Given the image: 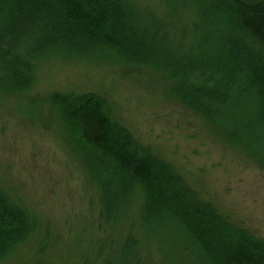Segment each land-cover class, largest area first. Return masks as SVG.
Instances as JSON below:
<instances>
[{"label":"trees","instance_id":"16d2710c","mask_svg":"<svg viewBox=\"0 0 264 264\" xmlns=\"http://www.w3.org/2000/svg\"><path fill=\"white\" fill-rule=\"evenodd\" d=\"M194 13L188 40L192 55L172 64L163 55L164 65H159L156 37L151 42L138 23L153 17L136 0H0V82L10 92L24 93L35 80L37 64L46 59L41 55L102 51L126 65L165 74L177 83L174 96L179 103L222 122L224 131L264 166V0H196ZM185 33L183 28L181 38ZM23 42L29 64L9 57ZM50 101L73 132L100 191L99 228L90 252L81 255L82 264H92V259L98 264H142L140 240L123 228L122 217L136 189L142 197L138 220L156 242L162 264H264V239L202 199L102 99L55 93ZM92 166L112 174L118 198H107L108 189L95 180ZM35 221L15 194L0 187V261L29 238ZM108 234L115 239L106 238Z\"/></svg>","mask_w":264,"mask_h":264},{"label":"rangeland","instance_id":"374dc122","mask_svg":"<svg viewBox=\"0 0 264 264\" xmlns=\"http://www.w3.org/2000/svg\"><path fill=\"white\" fill-rule=\"evenodd\" d=\"M136 1L143 13L153 17L138 23L151 42L156 37L158 64L164 65L163 55L168 64L189 58L196 0ZM27 50L23 42L9 57L19 56L29 64ZM41 57L46 59L37 64L35 80L24 93L10 92L8 84L0 82V187L15 194L36 220L29 238L0 264H82L81 255L90 252L97 235L100 191L73 132L51 104L55 93L102 99L135 138L176 169L202 199L235 225L264 239V166L245 144L239 145L224 131L222 122L179 103L174 96L176 82L102 51ZM97 169L92 166L91 172L108 189L109 199L117 193L115 178L104 168ZM136 190L124 204L123 228L140 240L142 264L165 263L156 242L141 228L142 197ZM92 264H98L97 259Z\"/></svg>","mask_w":264,"mask_h":264}]
</instances>
